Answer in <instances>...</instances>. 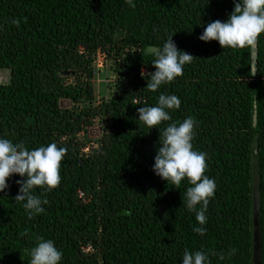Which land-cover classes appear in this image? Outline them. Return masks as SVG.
Listing matches in <instances>:
<instances>
[{"label": "trees", "instance_id": "trees-1", "mask_svg": "<svg viewBox=\"0 0 264 264\" xmlns=\"http://www.w3.org/2000/svg\"><path fill=\"white\" fill-rule=\"evenodd\" d=\"M134 3L0 0V70L11 76L0 84V136L29 149H66L58 186L33 189L48 201L43 213L30 218L14 199L18 174L0 192V264H28L38 237L55 242L60 264H182L185 249L207 252L210 264H254L257 245L264 264V33L252 75L247 48L199 39L208 22L228 18L233 0ZM169 35L194 58L150 91L151 62ZM99 53L113 61L115 86L97 103ZM161 93L181 106L157 127L197 121L192 143L216 182L203 235L183 206L187 179L177 187L152 170L160 130L140 122L137 109ZM97 120L103 135L95 146L85 134Z\"/></svg>", "mask_w": 264, "mask_h": 264}, {"label": "clouds", "instance_id": "clouds-1", "mask_svg": "<svg viewBox=\"0 0 264 264\" xmlns=\"http://www.w3.org/2000/svg\"><path fill=\"white\" fill-rule=\"evenodd\" d=\"M130 7H135L134 0H125ZM234 9L226 20H214L204 26L199 39L204 42L217 41L224 48L248 49L251 74L257 72V41L264 33V0H233ZM18 24V20H12ZM151 64L155 71L148 74L146 88L157 91L162 85L172 82L183 74L186 63L194 56L184 50H179L169 35L163 47L155 52ZM142 76L145 73L142 71ZM180 98L175 94L161 93L153 106H142L137 109L138 120L149 128H158L164 121H170V111L179 109ZM197 121L191 116L181 122H171L160 130L159 146L154 157L152 170L154 174L168 184L179 186L187 179L191 185L183 193V206L195 214L200 226L193 231L203 235L206 229V212L210 198L214 195L216 182L205 174L207 154L194 149L193 139ZM66 149L58 147L55 142L29 149L23 141L13 142L0 136V192L8 187V179L18 174L22 179L19 185L17 202H23V208L31 218L43 213L46 199L35 195L33 189L37 186L51 190L58 186L61 180L60 167ZM28 264H60L63 253L52 239L38 237L35 245L29 251ZM222 258V257H221ZM182 264H210L209 254L203 250L190 251L185 249Z\"/></svg>", "mask_w": 264, "mask_h": 264}, {"label": "rangeland", "instance_id": "rangeland-1", "mask_svg": "<svg viewBox=\"0 0 264 264\" xmlns=\"http://www.w3.org/2000/svg\"><path fill=\"white\" fill-rule=\"evenodd\" d=\"M100 54L102 58H99L100 56L98 54L94 62L95 76L94 79L92 80V83L94 84V88H95L97 103H100L104 98H108L111 95V92L115 86L113 61L109 60L103 53ZM100 60L101 62H99ZM9 76H10V72L8 70H0V83L8 82ZM71 81L72 80H70V82ZM72 105L73 102L71 101V99H63L61 101V106L64 108H71ZM102 135H103V131L101 128V124L97 120L95 121V124L93 126L87 129L85 138L89 140V142L97 146Z\"/></svg>", "mask_w": 264, "mask_h": 264}, {"label": "water", "instance_id": "water-1", "mask_svg": "<svg viewBox=\"0 0 264 264\" xmlns=\"http://www.w3.org/2000/svg\"><path fill=\"white\" fill-rule=\"evenodd\" d=\"M257 49H258V42H257ZM257 54H258V50H257ZM67 74V73H66ZM11 76L8 77V82L10 80ZM8 82H3V83H0V84H6ZM256 121H257V114L255 113L254 115V122H255V125H256ZM255 224L257 226V222L255 221ZM254 261L255 263L254 264H260V250H259V247L258 245L256 246L255 248V252H254Z\"/></svg>", "mask_w": 264, "mask_h": 264}, {"label": "built area", "instance_id": "built-area-1", "mask_svg": "<svg viewBox=\"0 0 264 264\" xmlns=\"http://www.w3.org/2000/svg\"><path fill=\"white\" fill-rule=\"evenodd\" d=\"M104 55H105V54H104ZM99 56H100L99 58H102V56H101L100 53H99ZM105 56H106V55H105ZM105 56H104V57H105ZM99 62H101V60H100ZM84 151H85L86 153H88V152L90 151V150H89V147L85 148ZM82 195H83V194H82ZM88 249H91V248H88Z\"/></svg>", "mask_w": 264, "mask_h": 264}]
</instances>
